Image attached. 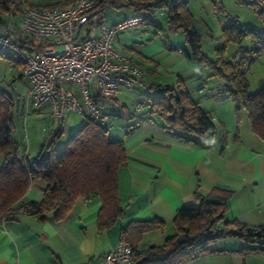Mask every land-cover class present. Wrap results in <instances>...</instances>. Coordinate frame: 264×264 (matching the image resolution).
Returning <instances> with one entry per match:
<instances>
[{
    "label": "crops",
    "instance_id": "1",
    "mask_svg": "<svg viewBox=\"0 0 264 264\" xmlns=\"http://www.w3.org/2000/svg\"><path fill=\"white\" fill-rule=\"evenodd\" d=\"M190 1L194 0H187V3ZM108 10L101 19L109 25L134 13L131 7ZM152 21L153 24L127 30L113 42L117 52L128 55L143 70L133 88L137 91L141 87L142 90L130 100L146 102L150 94L147 85L175 84L180 79L201 106L205 102L208 107H214L220 100L214 90L222 83L205 88L210 70L180 50L187 46L183 33L179 35L178 32L179 39L174 44L171 42L168 31L173 29L167 23L164 8L154 10ZM11 25L8 32L17 27L16 23ZM202 25L205 31L211 30L205 23ZM0 32L3 31L0 29ZM22 83H26L27 93L29 84L23 74V65L0 55V88L12 99L13 122L14 111L22 114L27 105L25 94L19 90ZM123 90L128 89H121L119 93ZM92 95L104 112L115 115L109 121L111 126L115 123L119 126L109 136L122 140L126 149V163L118 169V196L123 215L107 228L98 229L101 200L97 194L78 197L62 218L48 215L40 221L16 212L0 222V264H104L103 255L120 241L122 227L130 220L153 217L161 218L164 227L144 233L138 247L160 244L175 232L176 210L182 206H198L196 195H206L214 187L232 191L226 213L228 219H237L249 226L264 225V139L251 131L248 121L241 119L238 123L230 115L226 120L213 109L202 106L217 124L214 134L207 141L193 136L196 142H184L176 131L168 133L163 128L158 115L150 120L143 119V106L138 105V110H133L132 102L130 105L120 102L119 94L116 100L99 97L95 91ZM33 111L44 118L42 135H36L34 145L30 148L29 134L19 137L18 133H12L18 155L29 158H33L43 141L57 130L70 129L65 132L66 138L59 140L60 144L58 141V146L63 145L83 119L62 128L57 118L51 117L47 105L33 108ZM129 127L133 129L126 134ZM4 161L5 156L0 152V167ZM45 186L41 178L32 180L20 201H40ZM223 240L226 243L221 246L215 243L212 247L238 248L243 244L236 238ZM185 264H264V253L212 252Z\"/></svg>",
    "mask_w": 264,
    "mask_h": 264
},
{
    "label": "trees",
    "instance_id": "2",
    "mask_svg": "<svg viewBox=\"0 0 264 264\" xmlns=\"http://www.w3.org/2000/svg\"><path fill=\"white\" fill-rule=\"evenodd\" d=\"M72 1L62 0L45 6L67 5ZM251 5L264 19V9ZM27 7L41 6L28 0H0V28L8 32L9 18L17 14L22 16ZM108 7H131L134 13L146 11L150 16L141 22L145 25L153 24L155 9L164 8L168 25L181 30L184 35L187 46L180 50L189 59L207 67L211 76L221 80V87L215 91L216 96L232 100L237 118L242 108L251 131L264 139V85L250 92L246 77L250 63L264 56V30H257L232 18L231 23L223 29L225 42H240L247 35L251 39L250 46L241 50L237 59L223 58L221 49L211 59L201 50L187 0H98L93 17L102 18ZM8 33H20V28ZM15 41L22 45L25 43L21 38H15ZM0 55L22 64L14 56ZM147 89L150 94L146 102H138L145 108L141 116L143 119L150 120L158 115L163 128L168 133L176 131L184 142H196L193 136L207 141L214 134L217 124L180 79L175 84H149ZM11 107L12 99L0 88V152L5 156L0 167V222L16 212L40 221H44L48 215L62 218L78 197L88 198L93 194H97L101 200L98 229L107 228L123 215L118 196V169L126 163L127 154L123 141L109 136V121L83 117L80 126L63 145L58 146L63 131L57 130L43 141L38 153L29 158L17 153L16 142L12 138L14 122ZM132 129L129 127L126 134ZM36 178L46 183L43 198L40 201H20ZM231 192L214 187L206 195L198 193V206L177 209L173 217L175 232L160 244L138 247L144 233L164 227L161 218L130 220L120 229V241L131 245L132 264H185L197 256L212 252L264 253V225L249 226L226 217ZM228 238H236L243 244L238 248L212 247L216 242Z\"/></svg>",
    "mask_w": 264,
    "mask_h": 264
},
{
    "label": "built area",
    "instance_id": "3",
    "mask_svg": "<svg viewBox=\"0 0 264 264\" xmlns=\"http://www.w3.org/2000/svg\"><path fill=\"white\" fill-rule=\"evenodd\" d=\"M243 1L264 9V0ZM97 4L98 0H73L67 5L28 7L20 33L0 32V53L22 62L29 82L24 99L34 109L47 105L53 118H62L71 110L109 121L92 93L113 99L121 89L134 88L142 77V68L117 52L113 42L150 14L133 13L109 25L93 17ZM103 263L132 264L131 245L118 241L103 255Z\"/></svg>",
    "mask_w": 264,
    "mask_h": 264
},
{
    "label": "rangeland",
    "instance_id": "4",
    "mask_svg": "<svg viewBox=\"0 0 264 264\" xmlns=\"http://www.w3.org/2000/svg\"><path fill=\"white\" fill-rule=\"evenodd\" d=\"M29 3L45 6V5H52L54 3H60L62 0H28ZM188 9L190 10L191 14L193 15L194 26L198 33L199 44L201 50H203L211 59L216 57V53L219 49L222 51L223 58L225 59H237L240 55V51L246 49L251 44V39L249 36H243L240 42L229 41L225 42L224 37V26L231 23L232 18H236L239 23L249 25L254 27L257 30H264V19L258 14L257 10L249 4L244 2L243 0H218L217 3H214L213 0H194L187 3ZM28 8V7H27ZM26 9V8H25ZM109 9V10H108ZM116 8L108 7L107 10H113ZM160 15V14H159ZM21 15L17 14L13 16V18H9V25L11 23H16L17 27H21ZM203 23H205L211 30L205 31L203 28ZM15 26L14 31L18 28ZM1 29V28H0ZM171 32L168 31L170 34V40L174 44L176 40L179 39L178 36L182 33L181 30H175L172 28ZM3 31V29H1ZM4 32V31H3ZM168 38V37H167ZM185 42V41H184ZM246 77L249 81V90L250 92H255L264 85V56H261L255 59L253 62L250 63L249 68L246 71ZM207 85L205 88H209V86H214L213 84L221 82V80L214 75H209L207 78ZM28 81V80H27ZM29 84V82H28ZM22 87L19 90L22 92L23 95L26 94V83L20 84ZM142 90L141 87L138 88ZM9 90V89H8ZM139 90L136 89H128L123 90L121 93H118V98L120 102L129 104L132 102L131 109L138 110V103L133 102L130 99L132 95H136L139 93ZM77 92V90H75ZM215 92V90H214ZM127 94V95H126ZM25 96V95H24ZM110 100V99H108ZM218 102L215 104V108L213 106L208 107V103H202V106L209 108L210 110L213 109V112H217L220 116L227 120L228 116L230 115L235 119L236 122L240 123L241 119L243 121H248L245 116L244 110L241 108L239 110V118L236 116V108L234 103L229 98H220L217 100ZM204 107V108H205ZM132 110V111H133ZM106 113V112H105ZM14 126L12 133H18L19 137L30 135V148L34 145L36 141V135H42V127L44 126V118L42 115L38 114L37 112L33 111L32 106L27 103L25 106L24 112L18 114L14 111ZM109 118L115 117L113 114H108ZM64 117V122L62 124V119ZM62 118H57L59 125H62V128H68L71 124L79 121L83 115L75 113L71 110L67 111L65 116ZM247 123V122H245ZM109 126V125H108ZM119 123H115V126H109V134L112 135L118 128ZM249 127V126H248ZM68 131L65 132H69ZM63 131L61 136L62 139L66 138V133ZM60 138V139H61ZM59 139V140H60ZM62 141H59V144ZM239 241V240H238ZM226 243V240L218 241L216 244L223 245ZM240 243V242H239Z\"/></svg>",
    "mask_w": 264,
    "mask_h": 264
}]
</instances>
